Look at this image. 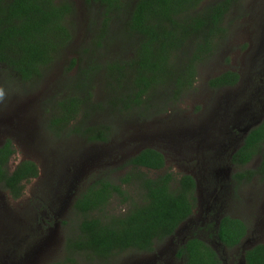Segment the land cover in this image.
<instances>
[{"label": "rangeland", "instance_id": "rangeland-1", "mask_svg": "<svg viewBox=\"0 0 264 264\" xmlns=\"http://www.w3.org/2000/svg\"><path fill=\"white\" fill-rule=\"evenodd\" d=\"M72 1L77 7L69 20L73 42L38 84L22 83L0 65V144L11 139L16 149L10 171L28 159L40 167L39 178L25 184L19 200L0 186V264H54L66 257L74 261L67 264H184L177 258L179 245L203 229L204 218L218 224L224 216L240 218L248 226L240 246L227 249L217 239L208 240L205 232L200 234L217 249L224 264H245V252L264 243V178L234 180L237 173L256 169L261 157L241 168L232 163V154L264 119V0H240L241 6L228 16L227 38L220 42L216 56L199 65L195 85L180 102L168 104L165 97H155L152 103L158 100L164 106L166 102V111L151 109L144 115L109 117L98 112L89 122H74L57 136L50 123L67 96L68 82L87 64L92 15L100 12L96 7L88 9L85 0ZM109 47L106 44L101 52ZM227 71L239 73V83L212 89L210 80ZM105 98L103 87L96 85L93 101ZM104 123L113 128L108 143H93L72 132L75 127ZM146 148L160 151L166 159L161 171L142 170L148 177L172 173L196 179L198 203L192 218L173 237L156 243L150 253L127 250L107 258L89 252L68 256L66 244L79 236L83 220L73 207L76 198L98 176L123 178L129 159ZM138 190L132 189V197L141 204ZM130 204L115 198L107 212L125 214ZM10 236L12 248L4 242Z\"/></svg>", "mask_w": 264, "mask_h": 264}, {"label": "trees", "instance_id": "trees-1", "mask_svg": "<svg viewBox=\"0 0 264 264\" xmlns=\"http://www.w3.org/2000/svg\"><path fill=\"white\" fill-rule=\"evenodd\" d=\"M85 4L100 12L92 15V44L84 61L87 64L81 65L77 78L68 82L67 96L57 105L58 115L50 123L57 136L74 122H89L98 112L109 117H126L134 112L144 115L151 109L166 111L167 103L180 102L195 85L199 65L216 56L229 32L228 16L241 6L240 0H85ZM76 11L72 0H0V65L12 70L22 83L38 84L73 42L69 20ZM106 44H110V50L103 53ZM125 50H130L129 56L124 55ZM76 65L75 59L72 68ZM239 81V73L227 71L212 78L209 86L218 90L234 87ZM96 85H101L106 94L98 103L93 101ZM161 96L167 103L161 106L156 100L154 105L153 99ZM72 132L93 143H108L113 128L104 123L75 127ZM15 154L11 139L0 144V186L19 200L25 184L39 178L40 167L28 159L11 172ZM258 155L259 166L237 173L234 180L241 183L264 178V119L232 154V163L242 168ZM127 166L129 171L123 178L98 176L76 198L73 207L83 220L79 236L66 244L68 256L89 252L107 258L127 250L150 253L156 243L173 237L194 214L198 198L192 175L166 173L150 178L142 172L163 170V153L146 148L130 158ZM134 187L139 189L141 204L134 202ZM115 198L131 203L125 214L107 212ZM208 230L212 239L229 249L240 246L248 234L246 223L231 216L222 217L218 224L209 223ZM4 242L13 247L11 236ZM209 244L189 238L177 257L184 259V264H224ZM65 260L74 262L70 257ZM244 262L264 264V243L247 250Z\"/></svg>", "mask_w": 264, "mask_h": 264}, {"label": "flooded vegetation", "instance_id": "flooded-vegetation-1", "mask_svg": "<svg viewBox=\"0 0 264 264\" xmlns=\"http://www.w3.org/2000/svg\"><path fill=\"white\" fill-rule=\"evenodd\" d=\"M197 208V207H196ZM193 216V215H192ZM192 218V217H191ZM190 218V219H191ZM189 219V220H190ZM188 220V221H189ZM203 222H204V224H203V226H201V227H203V229L201 230V231H199V232H197L196 233V235H195V233H193L192 232V234H191V236L189 237V238H194V237H196V238H198V239H200V240H202V241H204L205 243H210V242H207V241H205V239L203 238V237H205V236H202L201 234H200V232H205L206 233V237L208 238V240L209 239H212V233L208 230V224L210 223V222H208V217H206V218H204L203 219ZM195 235V236H194ZM188 238V239H189ZM204 240H203V239ZM187 239V240H188ZM187 240L185 241V242H183L181 245H179V247H178V249H177V251H176V254L178 253V250L180 249V247L183 245V244H185L186 242H187ZM209 245H211L212 247H213V249L217 252V249L210 243ZM223 247H225V248H227L226 246H223ZM228 249V248H227ZM218 253V252H217ZM178 258V257H177ZM179 259V258H178ZM180 260H182L183 262H184V259H180ZM240 264V263H239Z\"/></svg>", "mask_w": 264, "mask_h": 264}]
</instances>
